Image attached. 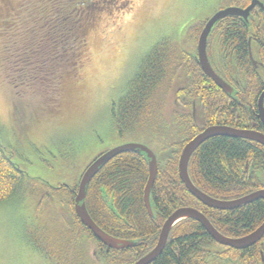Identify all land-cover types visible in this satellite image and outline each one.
<instances>
[{"label": "trees", "instance_id": "obj_1", "mask_svg": "<svg viewBox=\"0 0 264 264\" xmlns=\"http://www.w3.org/2000/svg\"><path fill=\"white\" fill-rule=\"evenodd\" d=\"M229 2L228 7L241 9L249 4V0ZM130 10L131 0H18L13 7L6 6L0 26V63L13 91L14 117L32 118L31 111L52 109L62 103L66 92L81 86L91 33L105 16L112 19ZM261 14L258 24L226 18L215 26L216 37L212 32L208 39V56L216 73L233 87L239 85L231 96L202 74L195 53L187 52L177 39L165 38L140 60L122 96L112 104L117 135L146 144L158 158L159 172L151 190L153 217L144 200L147 159L133 152L116 156L93 178L86 207L100 229L113 238L135 242L133 248L106 253L82 224L75 212L81 177L72 187L55 188L32 179L16 163V152L0 138V206L19 195L26 202H37L26 234L51 264H135L156 246L164 223L181 208L199 211L229 238L245 237L263 225L264 200L231 211L211 209L191 195L179 176L184 146L210 126L224 124L264 134L258 120L264 76L253 67L249 51L252 40V48L260 52L254 57L264 66ZM204 25L189 29L195 44ZM204 87L207 94L202 98ZM184 100L191 102L187 112L174 104ZM194 100L204 105L207 119L218 122H195ZM170 104L173 110L167 120L164 113ZM189 176L213 199H240L264 189V147L249 140L211 138L191 157ZM54 200L60 203L45 208ZM62 211L72 217L71 225ZM263 254L264 238L248 249L235 250L217 244L199 222L186 219L172 228L163 253L151 264H264Z\"/></svg>", "mask_w": 264, "mask_h": 264}, {"label": "rangeland", "instance_id": "obj_2", "mask_svg": "<svg viewBox=\"0 0 264 264\" xmlns=\"http://www.w3.org/2000/svg\"><path fill=\"white\" fill-rule=\"evenodd\" d=\"M17 2L0 0V26L6 17V6L13 7ZM229 3V0H131L132 10L112 19L105 16L91 33L90 59L82 85L66 92L60 105L31 111L32 118L14 117L13 91L0 63V138L16 152V163L32 179L52 187H72L98 157L130 141L117 135L111 110L140 60L165 38L177 39L187 52L196 53L197 44L189 29L208 21ZM171 106L164 113L167 120L173 110ZM154 147L157 149L156 143ZM59 203L51 201L45 208ZM36 204L19 195L0 206V264H51L26 234V227L34 220ZM57 208L61 210V206ZM59 213L64 214L67 224H72L71 216L64 211Z\"/></svg>", "mask_w": 264, "mask_h": 264}, {"label": "water", "instance_id": "obj_3", "mask_svg": "<svg viewBox=\"0 0 264 264\" xmlns=\"http://www.w3.org/2000/svg\"><path fill=\"white\" fill-rule=\"evenodd\" d=\"M256 6H259L260 8H262V10H264V4L260 0H251V4L246 9H241L238 7H227L218 11L206 22V25L204 26L198 39L196 56L198 65L200 66L205 76L210 78L220 90L230 96L234 92L233 88L218 74H216L210 64L207 52L208 39L217 23L229 17H240L243 20L248 21V17L251 11ZM251 59L253 61V64L256 66L257 62L254 60L252 55ZM258 108V118L264 125V92L260 97ZM215 137H228L249 140L264 147V134L254 130H239L226 126H213L206 128L203 132H201L198 136H196L193 140H191L184 146L180 156L179 176L186 189L191 193L192 196H194L206 207L220 211H231L251 204L257 200H264V189L251 193L237 200L221 201L213 199L204 194L193 184L189 176L190 159L195 151L204 142ZM129 152L144 155L147 159L149 179L144 191V200L149 215L153 217L151 190L155 184L159 172L158 158L155 154V151L144 143L128 141L127 143L113 148L98 157L81 176L78 193L76 195L75 212L77 217L80 219L82 224L92 232L94 237L101 244L106 246L107 250H125L135 247L136 243L133 241L120 240L109 236L92 220L86 207L88 186L90 185L93 178L107 163H109L116 156ZM45 184L49 185L48 183ZM186 219H192L199 222L217 244L235 250L248 249L256 245L264 237V223L256 231L245 237L229 238L219 233L210 223V221L199 211L192 208H181L176 210L164 223L156 246L149 253L140 258L135 264H151L155 260H157V258L163 253L168 243L172 228L179 222Z\"/></svg>", "mask_w": 264, "mask_h": 264}, {"label": "flooded vegetation", "instance_id": "obj_4", "mask_svg": "<svg viewBox=\"0 0 264 264\" xmlns=\"http://www.w3.org/2000/svg\"><path fill=\"white\" fill-rule=\"evenodd\" d=\"M263 4H264V1L263 0H260ZM251 4V0H249V4H248V6ZM247 6V7H248ZM246 7V8H247ZM246 8H244V9H246ZM225 9V8H224ZM264 13V10H262V8H260L259 6H256L252 11H251V13H250V15H249V17H248V19H252L254 22H253V24H258V19L259 18H261V15H263V14H261L262 12ZM240 18V17H239ZM206 22L207 21H205V25H206ZM204 25V26H205ZM255 26V25H254ZM254 26L252 27V28H254ZM204 28V27H203ZM214 30V29H213ZM253 30V29H252ZM213 32V31H212ZM212 32H211V34H212ZM213 35L216 37V33H215V31L213 32ZM257 50V48L254 46L253 48H252V40H250L249 41V51H250V58H251V55L253 56V58H254V60L257 62V64H256V66L253 64V61H252V64H253V67L256 69V71H258L259 73H261L262 74V76H264V66L260 63V62H258L256 59H255V57L254 56H256V57H258L259 56V54H260V52H257L256 51ZM207 52H208V48H207ZM196 54V56H197V52L195 53ZM252 60V59H251ZM197 61V60H196ZM211 64V63H210ZM211 66H212V68H213V70L215 71V69H214V67H213V64H211ZM200 67V66H199ZM201 69V68H200ZM202 71V70H201ZM216 72V71H215ZM202 74L204 75V73H203V71H202ZM217 74V73H216ZM207 77V76H206ZM226 82V81H225ZM230 85V84H229ZM232 88H233V90L235 89V87H236V89H238V87H239V85H238V83H235V87H233L232 85H230ZM201 89V92L203 93L202 94V98H204V95L205 94H207V87H204V88H200ZM222 91V90H221ZM234 93V92H233ZM189 103H191L190 101L187 103L185 100L180 104V103H178L177 101H175L174 102V104H175V106H176V108L177 109H179L180 111H185V112H187L188 111V106H189ZM192 109H193V111H192V116H193V118H194V120H195V122H197L198 123V121L200 122V123H202V124H208V123H217L218 121H216V119H213V118H210V119H207V117L203 114V111L205 110V108H204V105H202L201 104V102H200V100H194L193 102H192ZM258 115H259V113H258ZM258 120L260 121V119L258 118ZM224 121H226V118H225V120ZM261 122V121H260ZM262 123V122H261ZM263 125V124H262ZM214 126H226V125H224V124H222V125H214ZM210 127H213V126H210ZM226 127H229V126H226ZM209 128V127H208ZM229 128H234V129H239V128H236V127H229ZM239 130H254V129H239ZM255 131V130H254ZM64 186V185H63ZM264 238V237H263ZM262 238V239H263ZM262 241V240H261ZM260 241V242H261ZM259 243V242H258ZM103 245V244H102ZM105 248H104V251L106 252V253H109V252H111V251H124V250H114V249H110V250H107V248H106V246H104ZM264 255V254H263ZM95 256H96V254H95ZM263 261H264V256H263Z\"/></svg>", "mask_w": 264, "mask_h": 264}, {"label": "bare ground", "instance_id": "obj_5", "mask_svg": "<svg viewBox=\"0 0 264 264\" xmlns=\"http://www.w3.org/2000/svg\"><path fill=\"white\" fill-rule=\"evenodd\" d=\"M208 58H209V56H208ZM210 61V60H209Z\"/></svg>", "mask_w": 264, "mask_h": 264}]
</instances>
